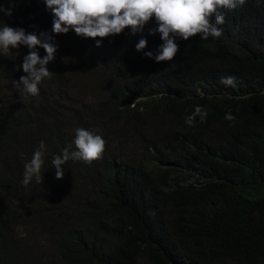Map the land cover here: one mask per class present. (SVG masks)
Segmentation results:
<instances>
[{
    "label": "trees",
    "instance_id": "trees-1",
    "mask_svg": "<svg viewBox=\"0 0 264 264\" xmlns=\"http://www.w3.org/2000/svg\"><path fill=\"white\" fill-rule=\"evenodd\" d=\"M0 4L13 8L0 27L57 45L35 96L14 83L29 49L0 54V264H264V0L227 11L219 38H177L176 57L160 63L144 55L163 43L154 18L97 47L101 38L52 33L43 0ZM66 45L98 98L70 79ZM227 76L234 85L221 84ZM197 106L206 122L190 126ZM77 128L106 150L67 161L57 179L53 156L76 150ZM41 141V181L25 186Z\"/></svg>",
    "mask_w": 264,
    "mask_h": 264
},
{
    "label": "clouds",
    "instance_id": "clouds-1",
    "mask_svg": "<svg viewBox=\"0 0 264 264\" xmlns=\"http://www.w3.org/2000/svg\"><path fill=\"white\" fill-rule=\"evenodd\" d=\"M14 4L15 0H7ZM47 10L53 15L52 33L56 35L68 34L74 31L84 38H101L96 40L97 47L101 46L103 38L110 35L121 34L130 29L132 34L143 31L144 27L153 18L157 28L152 34L159 32L163 43L156 52L147 51L146 57H154L157 63L172 61L179 52L177 38L188 40L197 34L203 40L210 36L219 38L222 30L217 25L224 23L225 13L243 6L246 0H43ZM0 13L7 16L13 14V8H4L0 4ZM2 18V16H0ZM54 37L48 33H28L23 28H14L7 23L0 27V54H7L21 45L27 47L29 52L23 58L22 69L27 74L15 82L22 85L24 93L39 94L38 85L44 78L50 77L48 64L55 58L57 45L53 43ZM148 45L145 38L136 44L137 51H143ZM38 48L46 52L41 57ZM236 77L221 78V84L232 86ZM201 123L206 122L207 112L197 106L194 112L186 116L185 123L194 126L197 118ZM225 119L235 121L231 113ZM106 140L102 135L84 128L75 131V151L64 148L61 154L53 156L52 165L57 179H63L65 173L63 165L69 161L83 160L91 163L102 157L106 150ZM45 144L41 141L34 151L30 161L24 164L22 183L27 186L33 178L41 181V168L44 164ZM23 155V154H21Z\"/></svg>",
    "mask_w": 264,
    "mask_h": 264
},
{
    "label": "rangeland",
    "instance_id": "rangeland-1",
    "mask_svg": "<svg viewBox=\"0 0 264 264\" xmlns=\"http://www.w3.org/2000/svg\"><path fill=\"white\" fill-rule=\"evenodd\" d=\"M66 49H67L66 56H68L70 59L68 63V67H69L68 72L70 74L69 75L70 79L75 81L78 84V86L82 88V95L84 94L87 100L98 98L99 94H101L103 90H101L99 93V90L101 88L97 86L92 76L85 77V75H91V74L87 72L86 67H84L81 64V62L79 64V61L77 60L78 56L74 52L72 47L66 45L65 50ZM74 93L76 94V90H74Z\"/></svg>",
    "mask_w": 264,
    "mask_h": 264
}]
</instances>
